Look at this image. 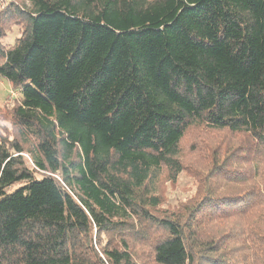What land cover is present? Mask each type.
<instances>
[{
	"label": "trees",
	"instance_id": "16d2710c",
	"mask_svg": "<svg viewBox=\"0 0 264 264\" xmlns=\"http://www.w3.org/2000/svg\"><path fill=\"white\" fill-rule=\"evenodd\" d=\"M28 1L0 9V264H264V0Z\"/></svg>",
	"mask_w": 264,
	"mask_h": 264
},
{
	"label": "rangeland",
	"instance_id": "374dc122",
	"mask_svg": "<svg viewBox=\"0 0 264 264\" xmlns=\"http://www.w3.org/2000/svg\"><path fill=\"white\" fill-rule=\"evenodd\" d=\"M8 0H0V9L3 8ZM12 1V0H11ZM21 5L27 6L29 4L28 0H13ZM19 35V29H12L8 35L1 41L3 44H13L15 38ZM18 97V93L12 91L11 84L9 81L0 77V130L8 128L13 130L14 118H13V103L12 99ZM31 167L33 166L32 158L28 153L23 154ZM19 187V184H14L8 189V192L13 191L15 188ZM195 188L193 186V179L185 174H181L178 182L175 185L167 186L163 191L164 197L166 196V204L171 206L175 205L178 201L186 199L188 196L193 195Z\"/></svg>",
	"mask_w": 264,
	"mask_h": 264
}]
</instances>
